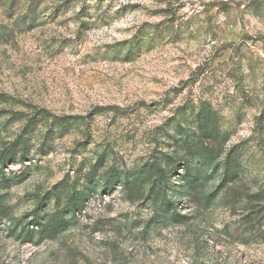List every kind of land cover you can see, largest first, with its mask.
Masks as SVG:
<instances>
[{
  "label": "rangeland",
  "instance_id": "374dc122",
  "mask_svg": "<svg viewBox=\"0 0 264 264\" xmlns=\"http://www.w3.org/2000/svg\"><path fill=\"white\" fill-rule=\"evenodd\" d=\"M208 126L200 205L155 171ZM263 183L264 0H0V264H264Z\"/></svg>",
  "mask_w": 264,
  "mask_h": 264
},
{
  "label": "trees",
  "instance_id": "16d2710c",
  "mask_svg": "<svg viewBox=\"0 0 264 264\" xmlns=\"http://www.w3.org/2000/svg\"><path fill=\"white\" fill-rule=\"evenodd\" d=\"M227 140L228 138L224 134H219L218 131L211 127L209 128V126L206 127L204 133L197 137V141H194L193 137L191 140L186 139V141L183 142L185 145L182 147L187 150H185L181 157L171 159L168 164L169 166L165 169L161 167L157 168L155 171V180L168 178L174 173L173 171L177 169V167L182 166L183 174L180 176L178 188L194 190L192 199L198 201L200 205L203 203L209 204L214 195L205 193V189L203 188L206 185V181L212 180L214 175L219 174L222 185L225 186L242 179L245 171L248 170L244 164L245 155L243 151L240 150V146H234L227 152L224 150L223 146L226 144ZM220 160H222L223 166H221L222 162H218ZM222 167H224L223 170H221ZM129 182L130 180H125L123 182L124 189H130ZM57 191L58 190H56L57 201L58 204H60L62 193L60 191L57 193ZM132 197L137 198L138 196L132 194ZM81 198L80 195L78 197L73 195L71 204L58 214L78 212L82 203ZM256 198H258L261 203L259 214H264V183L259 193L256 195ZM39 205H41V203ZM172 206L175 205L173 203L168 204V212L172 211L170 210ZM254 213L255 212H251V214ZM172 214H176L175 211H172ZM63 223L67 225L66 222ZM61 231L60 229L52 232L53 236L51 237L55 238Z\"/></svg>",
  "mask_w": 264,
  "mask_h": 264
}]
</instances>
